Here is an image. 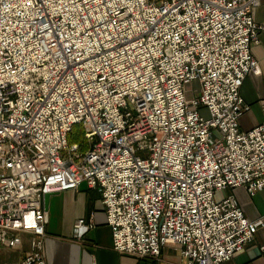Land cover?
<instances>
[{"label":"built area","instance_id":"2783aa9c","mask_svg":"<svg viewBox=\"0 0 264 264\" xmlns=\"http://www.w3.org/2000/svg\"><path fill=\"white\" fill-rule=\"evenodd\" d=\"M258 0H0V251L47 264L45 195L98 189L119 253L230 261L264 218V120L241 95ZM80 141L70 143L71 134ZM95 227L76 220L74 236ZM264 249V246H263Z\"/></svg>","mask_w":264,"mask_h":264},{"label":"crops","instance_id":"0c3cea01","mask_svg":"<svg viewBox=\"0 0 264 264\" xmlns=\"http://www.w3.org/2000/svg\"><path fill=\"white\" fill-rule=\"evenodd\" d=\"M253 14L258 23L264 24V0H258ZM252 54L260 63L262 74L247 75L241 87V95L251 105V110L240 119L243 130H249L264 120V31L259 33V42L252 45ZM218 194L220 197L233 194L249 219L264 218V188L254 196L243 187ZM44 207L48 212L43 240L47 264H185L179 247L171 244L163 248L160 260L138 258L114 250L100 191L90 189L85 183L78 190L52 193L49 206ZM91 217L95 227L76 238V220L84 218L89 221ZM263 246L264 226L258 229L254 239L242 251L221 264H264Z\"/></svg>","mask_w":264,"mask_h":264},{"label":"rangeland","instance_id":"374dc122","mask_svg":"<svg viewBox=\"0 0 264 264\" xmlns=\"http://www.w3.org/2000/svg\"><path fill=\"white\" fill-rule=\"evenodd\" d=\"M81 137V136H80ZM227 190V189H226ZM223 195V194H222ZM220 197L219 194L216 196ZM29 240L25 239L24 245L16 249H5L0 251V264H16L22 260L23 254L29 250Z\"/></svg>","mask_w":264,"mask_h":264},{"label":"trees","instance_id":"16d2710c","mask_svg":"<svg viewBox=\"0 0 264 264\" xmlns=\"http://www.w3.org/2000/svg\"><path fill=\"white\" fill-rule=\"evenodd\" d=\"M69 141L70 143H75L80 141V135L74 132L73 134H71Z\"/></svg>","mask_w":264,"mask_h":264},{"label":"water","instance_id":"95a60500","mask_svg":"<svg viewBox=\"0 0 264 264\" xmlns=\"http://www.w3.org/2000/svg\"><path fill=\"white\" fill-rule=\"evenodd\" d=\"M51 195L52 194L45 195L44 204H45L46 207L49 206V200H50Z\"/></svg>","mask_w":264,"mask_h":264}]
</instances>
